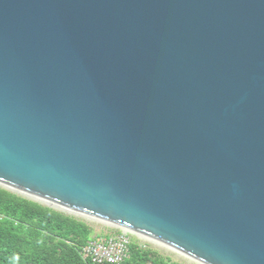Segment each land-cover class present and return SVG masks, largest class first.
I'll return each instance as SVG.
<instances>
[{
	"label": "water",
	"instance_id": "water-1",
	"mask_svg": "<svg viewBox=\"0 0 264 264\" xmlns=\"http://www.w3.org/2000/svg\"><path fill=\"white\" fill-rule=\"evenodd\" d=\"M0 188L264 264V0H0Z\"/></svg>",
	"mask_w": 264,
	"mask_h": 264
},
{
	"label": "trees",
	"instance_id": "trees-1",
	"mask_svg": "<svg viewBox=\"0 0 264 264\" xmlns=\"http://www.w3.org/2000/svg\"><path fill=\"white\" fill-rule=\"evenodd\" d=\"M90 234L86 222L0 188V264H97L80 254ZM127 248L117 264H179L134 241Z\"/></svg>",
	"mask_w": 264,
	"mask_h": 264
},
{
	"label": "built area",
	"instance_id": "built-area-1",
	"mask_svg": "<svg viewBox=\"0 0 264 264\" xmlns=\"http://www.w3.org/2000/svg\"><path fill=\"white\" fill-rule=\"evenodd\" d=\"M127 245L128 240L123 233L90 236L81 247L80 254L92 263L117 264L127 256Z\"/></svg>",
	"mask_w": 264,
	"mask_h": 264
},
{
	"label": "rangeland",
	"instance_id": "rangeland-1",
	"mask_svg": "<svg viewBox=\"0 0 264 264\" xmlns=\"http://www.w3.org/2000/svg\"><path fill=\"white\" fill-rule=\"evenodd\" d=\"M65 214H67V213H65ZM67 215H70V214H67ZM70 216H73V215H70ZM73 217L86 222L91 227V234H90L91 237L97 236V235H106V234H113L114 235V234L122 233V232H119V231H116V230H113V229H110V228H107V227H104V226H101V225H98V224H95V223H92V222H89L86 220H83V219L75 217V216H73ZM123 234L127 237L128 242L134 241L139 246H141L143 248L151 249V250L155 251L156 253L160 254L161 256L168 258L169 260H171L173 262H176L179 264H189L186 261L182 260L181 258H179V257H177V256L155 246V245H152L150 243H147L145 241H142L140 239L132 237L128 234H125V233H123Z\"/></svg>",
	"mask_w": 264,
	"mask_h": 264
},
{
	"label": "clouds",
	"instance_id": "clouds-1",
	"mask_svg": "<svg viewBox=\"0 0 264 264\" xmlns=\"http://www.w3.org/2000/svg\"><path fill=\"white\" fill-rule=\"evenodd\" d=\"M19 259H20L19 256L14 257V264H18Z\"/></svg>",
	"mask_w": 264,
	"mask_h": 264
}]
</instances>
